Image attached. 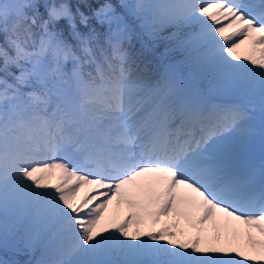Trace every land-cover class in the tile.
<instances>
[{"label": "snow or ice", "instance_id": "snow-or-ice-1", "mask_svg": "<svg viewBox=\"0 0 264 264\" xmlns=\"http://www.w3.org/2000/svg\"><path fill=\"white\" fill-rule=\"evenodd\" d=\"M119 8L0 0V250L32 254L24 264H264V159L249 155L257 118L264 145V0ZM90 19L108 25L103 44ZM145 35L178 58L149 70L131 51Z\"/></svg>", "mask_w": 264, "mask_h": 264}, {"label": "trees", "instance_id": "trees-1", "mask_svg": "<svg viewBox=\"0 0 264 264\" xmlns=\"http://www.w3.org/2000/svg\"><path fill=\"white\" fill-rule=\"evenodd\" d=\"M37 2L43 3V0H37ZM49 2H51V0H49ZM57 2H59V0H57ZM69 2L75 4L77 2V0H69ZM88 2L92 3L93 5H96V4L102 3V2H109V3H112L113 5H115L117 7V12L122 11V9L119 8L120 0H88ZM43 11H44V9L41 8L40 12L43 13ZM81 11H83L86 15H90V11L87 7H82ZM28 14L31 15L30 10H28ZM89 26L97 29V31L100 33V42H101V44H103L104 34L108 29V25L107 24L101 25V24L97 23L96 20L90 19ZM79 28L82 32H86L88 30L83 25H80ZM32 31L33 32H39L40 29L36 25H33ZM3 43H4V34L2 32H0V45H2ZM142 45H143V48H142ZM131 51L135 52L138 56H140L142 54L143 57H146L147 60L150 62L148 64V68H149V70H152L155 67H157L158 64L161 63L160 59H158L159 58L158 55L160 52L164 53L165 44L163 42L153 43L150 40V38L147 37V35H145L141 38H134L133 39ZM167 56L170 59L178 58L177 54H167ZM142 67H143V65H142ZM66 68L69 71L71 70V68H72V62L71 61L66 62ZM9 71L16 76L20 75V69L16 68L15 66H11ZM0 76H3V73H0ZM7 80H8L9 84L15 83L12 75H9L7 77ZM21 87H22L23 91H30L31 90L30 88H28L26 86H21ZM0 253H1V255H0L1 261L8 260L10 258V262L15 260V261H20L21 264H23L22 262H24L26 260L27 256H33L32 254H16V253H13L11 251L4 252L3 250L0 251ZM37 255H38V253H37ZM7 257H9V258H7Z\"/></svg>", "mask_w": 264, "mask_h": 264}, {"label": "rangeland", "instance_id": "rangeland-1", "mask_svg": "<svg viewBox=\"0 0 264 264\" xmlns=\"http://www.w3.org/2000/svg\"><path fill=\"white\" fill-rule=\"evenodd\" d=\"M240 54L241 55H243V54H245V48L244 47H242L240 50ZM259 127V126H258ZM258 133H259V130H258ZM258 133H257V131H256V134L254 135V136H252L251 137V139H250V145H249V148H253V147H258V149H259V153H260V155H261V158H264V145H262L261 144V139H260V136L258 135ZM250 152V151H249ZM254 163H256V164H259V163H257V161H258V159L256 160V159H254L253 158V160H252ZM113 210V206H111L110 205V207H109V211H112ZM0 251H2V250H0ZM0 255H1V253H0ZM3 256V255H2ZM36 256L38 257V255L36 254ZM4 257V256H3ZM7 258H9V257H7ZM30 259H33V256H27V258H26V260L24 261V262H26V261H28V260H30ZM7 261H10V258L7 260ZM24 262H22L23 264H24Z\"/></svg>", "mask_w": 264, "mask_h": 264}]
</instances>
